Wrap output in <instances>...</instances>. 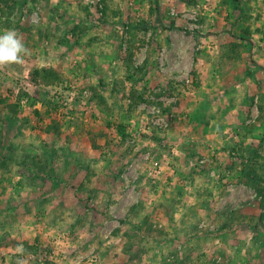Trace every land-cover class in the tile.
<instances>
[{
    "label": "rangeland",
    "instance_id": "1",
    "mask_svg": "<svg viewBox=\"0 0 264 264\" xmlns=\"http://www.w3.org/2000/svg\"><path fill=\"white\" fill-rule=\"evenodd\" d=\"M6 30L0 264H264V0H0Z\"/></svg>",
    "mask_w": 264,
    "mask_h": 264
},
{
    "label": "clouds",
    "instance_id": "2",
    "mask_svg": "<svg viewBox=\"0 0 264 264\" xmlns=\"http://www.w3.org/2000/svg\"><path fill=\"white\" fill-rule=\"evenodd\" d=\"M29 54L22 38L14 30L0 34V67L22 64L23 57Z\"/></svg>",
    "mask_w": 264,
    "mask_h": 264
},
{
    "label": "built area",
    "instance_id": "3",
    "mask_svg": "<svg viewBox=\"0 0 264 264\" xmlns=\"http://www.w3.org/2000/svg\"><path fill=\"white\" fill-rule=\"evenodd\" d=\"M160 169H161V168H160V166H159V163L156 162L155 165H154V167H153V169H152L151 174H152V175H157V174L159 175L160 172H161Z\"/></svg>",
    "mask_w": 264,
    "mask_h": 264
}]
</instances>
